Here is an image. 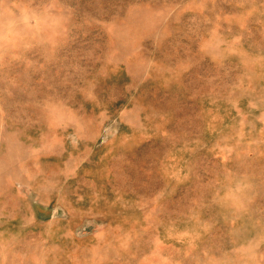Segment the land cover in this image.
<instances>
[{
  "label": "rangeland",
  "instance_id": "rangeland-1",
  "mask_svg": "<svg viewBox=\"0 0 264 264\" xmlns=\"http://www.w3.org/2000/svg\"><path fill=\"white\" fill-rule=\"evenodd\" d=\"M0 264H264V0H0Z\"/></svg>",
  "mask_w": 264,
  "mask_h": 264
}]
</instances>
